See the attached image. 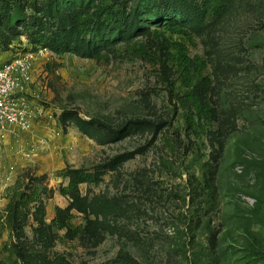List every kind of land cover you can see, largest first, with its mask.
I'll list each match as a JSON object with an SVG mask.
<instances>
[{
    "label": "rangeland",
    "instance_id": "rangeland-1",
    "mask_svg": "<svg viewBox=\"0 0 264 264\" xmlns=\"http://www.w3.org/2000/svg\"><path fill=\"white\" fill-rule=\"evenodd\" d=\"M98 1L72 9L97 13ZM157 1L111 0L120 16L97 13L98 37L112 40L98 60L30 40L32 20L61 35L49 18L58 0H0V64L30 56L34 112L29 130L0 133V262L17 260L16 246L31 264H264V0L204 21L186 14L201 0H167L159 16ZM13 8L22 16L8 32ZM168 19L187 29L169 31ZM189 73L207 120L185 100ZM206 162L218 169L213 204ZM78 169L98 182L74 200L61 189ZM22 192L36 195L10 222ZM58 208L73 239L52 223Z\"/></svg>",
    "mask_w": 264,
    "mask_h": 264
},
{
    "label": "trees",
    "instance_id": "trees-1",
    "mask_svg": "<svg viewBox=\"0 0 264 264\" xmlns=\"http://www.w3.org/2000/svg\"><path fill=\"white\" fill-rule=\"evenodd\" d=\"M58 1L59 2L56 4L55 8L56 11L49 12V18L55 20V27L53 33L58 31V33H60L61 35H53L52 37H49L44 32L45 28H38L39 25L35 27V20H32L29 23V27L25 25L26 29L28 30L30 40L36 42V44L39 45H48L59 54L72 52L82 57H90L98 60L106 57L107 54L104 52L108 51V49L112 47V40L109 41V39H101L100 37H98V34H100V30L94 29V23L97 13L115 14L116 6L111 3V0H99V4L97 5L96 9L97 13H92L91 9L84 6L75 7L72 9V4L75 3V0H69L70 7H64V5H61L63 4V2H65L64 0ZM171 2L172 1L167 0H163L162 2L160 0L157 1V10L151 13L154 15L156 14V16H159L158 13H165L166 10H168V7L170 6ZM233 3H235V0H201V2L195 7H188L189 9H191V11L186 14L187 16L192 18L191 20L197 18L200 21H204L208 18H218L222 16V14L231 5H233ZM58 9H60L61 12L63 10L67 11L64 17H60V15L58 14ZM12 11L14 12V15L11 17L8 23L10 25L8 32L14 29L12 25V20H16V22H18V20H20L19 16H22V12L20 10L13 8ZM133 11L135 12V10ZM174 12L175 11L173 10L170 11L171 14ZM113 16H120V13L117 12ZM121 20H118L116 22L119 23L121 22ZM135 20H138L137 16H135ZM24 22L26 23V21ZM21 23L22 22L20 21V24ZM66 27L68 28L66 29ZM166 28L174 33H181L187 29L184 24H182V21L178 22L176 20L171 19L167 20ZM6 32L4 30L2 31L3 36H6ZM13 32V37H16L17 34H19L18 32ZM90 34H92L93 36L89 39H86V37ZM119 34L121 35L118 37V39L128 38L133 35L132 33L124 35V31L123 33ZM82 36H84V39H81ZM188 58L189 57H186V54L182 52L180 53L179 63L183 66L186 71L187 66L189 64ZM188 78L190 82L187 86L191 87V89L187 91L184 96L187 104H189V109L194 110L200 120H207L211 115L210 105L201 98L199 88L193 86L190 73L188 74ZM217 173L218 169L215 164H211L210 162H206L204 164V172L201 185L203 187L204 192L207 193L206 202H208V204H213L216 200ZM66 176H68L69 181L67 186L61 189V193L71 197L74 200L80 196L81 184H95L98 182V176H96L95 173H91L81 169L69 171ZM33 195H36V192H33L32 196ZM32 196H29L26 193L22 192L19 194L18 197L10 200L6 207V212L8 213V218L10 219V222L14 220L17 209L29 202V198H33ZM65 211L66 210L64 209L58 208L56 216L52 220V223L58 229H66V235L69 238L73 239L76 236V233L71 230L70 224L68 223L70 215L68 214V212ZM66 213L67 216H63ZM15 248L17 247H14L13 252L18 253V259L10 264H20V261H22L23 264H31L29 261L27 263V256H25L22 251H19V249L17 250ZM0 264L5 263L0 262Z\"/></svg>",
    "mask_w": 264,
    "mask_h": 264
},
{
    "label": "built area",
    "instance_id": "built-area-1",
    "mask_svg": "<svg viewBox=\"0 0 264 264\" xmlns=\"http://www.w3.org/2000/svg\"><path fill=\"white\" fill-rule=\"evenodd\" d=\"M30 56L14 57L0 64V133L29 130L34 112L29 99Z\"/></svg>",
    "mask_w": 264,
    "mask_h": 264
}]
</instances>
